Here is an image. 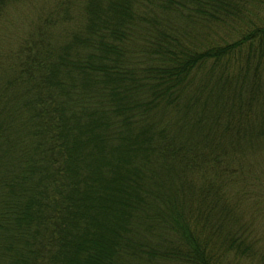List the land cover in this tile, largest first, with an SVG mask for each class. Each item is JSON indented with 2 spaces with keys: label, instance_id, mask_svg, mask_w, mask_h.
Returning <instances> with one entry per match:
<instances>
[{
  "label": "trees",
  "instance_id": "obj_1",
  "mask_svg": "<svg viewBox=\"0 0 264 264\" xmlns=\"http://www.w3.org/2000/svg\"><path fill=\"white\" fill-rule=\"evenodd\" d=\"M15 44L0 264H264V0H53Z\"/></svg>",
  "mask_w": 264,
  "mask_h": 264
},
{
  "label": "rangeland",
  "instance_id": "obj_2",
  "mask_svg": "<svg viewBox=\"0 0 264 264\" xmlns=\"http://www.w3.org/2000/svg\"><path fill=\"white\" fill-rule=\"evenodd\" d=\"M52 2L53 0H21L9 7L4 18L0 21V45L15 46L16 41L35 23L42 10ZM255 217L258 220H255L254 223L259 225L256 226L254 239H260L259 245L264 250V211L259 212ZM235 264H257V262L239 259Z\"/></svg>",
  "mask_w": 264,
  "mask_h": 264
}]
</instances>
